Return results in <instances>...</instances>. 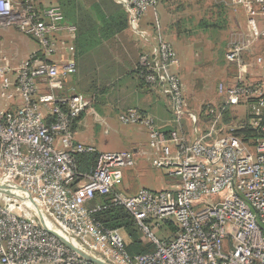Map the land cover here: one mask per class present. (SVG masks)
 <instances>
[{
    "label": "built area",
    "instance_id": "1",
    "mask_svg": "<svg viewBox=\"0 0 264 264\" xmlns=\"http://www.w3.org/2000/svg\"><path fill=\"white\" fill-rule=\"evenodd\" d=\"M116 1L127 12L133 32L153 41L152 50L139 55V76L147 87L170 97L179 120L185 99L172 70L177 52L159 32L140 29L159 0ZM218 1L244 8L252 38L264 37V27L257 23L258 17L264 18V0ZM0 24L34 36L42 52L25 61L13 77L9 67L0 65V100L10 103L16 91L20 104L15 112L0 108V184L10 185L14 193L0 192V264H97L43 226L30 196L65 238L109 264H264L263 56L256 58L255 79L220 86L225 104L248 107L247 123L239 130L215 137L214 125L203 132L195 127L196 137L188 140L177 131L165 134L153 117L138 109L120 114L123 124L148 127L152 144L165 154L157 166H173L172 174L179 177L173 189L141 188L126 195L116 189L123 169L134 165L133 153L98 152L75 139V124L93 99L67 84L66 78L77 72L75 60L60 63L52 57L63 50L75 52L68 40L76 26L57 5L36 10L30 2L13 0H0ZM246 39L248 34L241 33L233 40L231 64L242 66ZM84 153L97 156L89 171L81 173L75 156ZM106 194H113L111 204L133 216L144 238L153 243L152 252L130 255L125 233L106 229L93 217L103 207L88 208V202ZM167 220L178 231L161 239L156 231Z\"/></svg>",
    "mask_w": 264,
    "mask_h": 264
},
{
    "label": "crops",
    "instance_id": "2",
    "mask_svg": "<svg viewBox=\"0 0 264 264\" xmlns=\"http://www.w3.org/2000/svg\"><path fill=\"white\" fill-rule=\"evenodd\" d=\"M15 3H32L34 5H38L41 8H46L50 6H58L59 2L58 0H13ZM188 1H198V0H188ZM222 5L225 7L226 14L228 17L233 20H236L232 26L231 34L229 37V40L227 42V48L224 53V57L221 56V64L222 69L220 65V60L215 59L213 61V64H218L220 66L217 67L218 69H215V72L217 75L219 74L220 81L215 89V96H213L211 99L210 96H206L207 98L205 100L211 101V103H205L201 104H192L190 101L189 95L190 92H193L190 88L189 79L191 74H197L195 69L191 70L190 65L186 64L182 58L179 57V53L176 49V43L181 42L183 45H192L195 44L190 42H185L184 40H181V37L177 34L168 33L166 31L165 26L162 22V11L159 5L157 7V10L154 14L152 12H149L144 19L141 21L140 29L142 31H146L147 33L154 32L160 33V35L163 36L167 41H169L174 49L177 52V60L178 62L173 67V73L176 74L182 84V90L183 95L185 99V110L184 113L181 115L180 119H177V116L174 113L173 105L171 102V99L168 95L163 94L162 92H158L157 90H154L153 88H149L147 86H141L137 77L129 75L132 70L138 65L139 55L142 52L150 51L152 50L153 41L149 38H143L140 35L133 32L131 26L129 25V19H128V27L124 31L125 34L123 35V39L121 40L120 37L116 36L115 38H105V39H98L99 42H97V45L102 46H111L115 45L118 41L120 42V45L123 46L124 50L119 51L114 50L113 47H109V50L105 51L104 53L100 54L103 55V57H99L97 52L92 53V62H90L88 65L87 63L81 64L78 62V54L79 49H76L75 52L70 51H61V53L58 55H55L52 57L55 62L64 63L69 58L74 59L77 64V72L74 75L68 76L66 78L67 84L71 85H79V82H81L80 78V72L82 67V72H86L87 70L90 71L95 76H103V77H113L116 79H112L105 82L108 84L107 89L103 93L96 92L95 94L89 95L93 99V103L91 106V109L83 113L79 120H77V123L75 124L74 132H75V139L79 143L92 145L93 143L89 140L88 137H85L82 133L78 134V128L81 124L85 125L89 115H92L95 113V104L99 101L101 98L103 100H106L108 103L113 102L112 94H117L119 98V95L122 97L123 102L121 104V110L120 114L123 112H126L129 109L135 108L138 109L144 114L146 117H153L155 119V122L158 127L161 128V131L165 134L169 135L172 131H177L180 136L186 137L188 140H192L196 137L195 133V127H197V123L200 121L204 125L203 131H208L210 128L214 125V130L212 131L213 136L219 134H227L231 128L235 130H239V128L243 127L247 122L246 113L248 111V107L246 105H240L239 107L245 108L243 113V116L239 118V111L238 106H229L228 104H225L226 98L225 94L220 92V86L223 85V87L228 85H233L237 83L239 80H242L244 82H249L253 79H255L256 72L259 71V67L256 65V58L260 55L264 57V37L262 39L259 38H252L250 35V29H249V16L247 14V11L242 7H233L230 4H226L224 2H220L218 0L213 1V5ZM163 7V6H162ZM217 7V6H216ZM218 8V7H217ZM262 21V22H259ZM257 20V23L260 28L264 27V20ZM155 23V24H154ZM157 23H159V30L157 29ZM248 34V38L246 39L248 47L243 52L242 56V66L239 67L238 64H231L228 58L229 50L232 46L233 40L241 33ZM17 34H20L21 36L24 35L28 38H33L37 40L34 36L28 35L23 33L19 30L16 26H3L0 24V65L1 66H7L10 68L11 76L16 75V71L19 69V67L27 60H29L34 55H42V52L40 50V46H37V48L31 50L29 54L20 56L21 52L24 53L27 52L28 46L25 48L22 46V43L20 42V38L17 37ZM128 34L130 36H128ZM131 35L134 37H131ZM138 36V37H137ZM142 39H141V38ZM179 40V41H178ZM136 41V42H135ZM118 42V43H119ZM37 43V42H36ZM68 43H74V37L71 36L68 40ZM137 47V48H136ZM223 52V49L221 51V54ZM111 57V58H110ZM210 57H214V54H211ZM210 58V59H212ZM177 71H175V69ZM97 75H96V74ZM189 76V78H188ZM186 78V80H185ZM189 80V81H188ZM81 88V86H79ZM82 89V88H81ZM131 92V96H135L134 99L130 97H125L124 93ZM16 94V97L9 103V101L6 102L5 106H1L0 108L2 110H11L12 112H15L20 107L19 104V98L17 97L18 94L16 91H14ZM85 93V92H84ZM86 94V93H85ZM220 104L222 107L230 109V112H232V121L229 120L226 121L224 116H218V122H206L203 115L205 114L206 110L204 109V105H208V112L207 114L211 113L212 111L216 112L215 109L218 107L216 103ZM95 103V104H94ZM94 104V106H93ZM204 107V108H203ZM201 109V110H200ZM205 110V111H204ZM212 110V111H211ZM119 114V115H120ZM97 118V117H96ZM99 118V117H98ZM99 121H103L100 118ZM217 121V119H216ZM206 122V123H205ZM225 122V126H222ZM227 122V123H226ZM212 123V124H211ZM87 124V123H86ZM211 124V125H210ZM235 125V127H233ZM136 126H141L145 130V143H142V139L138 140V138H135L132 134L129 136V140H132L133 144L131 149H126L124 151L132 152L134 155V165L132 166L133 169L125 168L123 169V179L121 184L118 186L119 192L126 194V195H133L135 194L139 189L141 188H147L143 187L142 185H136L134 182L135 177H137L138 172V164L141 163L142 157H147L150 162H152V165L155 168H168V169H174L173 166L168 167H158L157 161L164 159L165 154L162 152V149L159 145H153L150 140L149 130L148 127L145 124H136ZM221 128V129H220ZM224 132V133H223ZM222 135V136H223ZM194 136V137H193ZM128 140V142H129ZM95 145V144H94ZM171 145V144H170ZM95 147V146H94ZM172 147V145H171ZM96 148V147H95ZM133 148V149H132ZM117 152V151H114ZM176 152H172L171 158L175 159ZM136 166V167H135ZM135 167V168H134ZM131 168V167H130ZM179 181H169L170 187L169 188H163L160 190H168L173 189L176 184H178Z\"/></svg>",
    "mask_w": 264,
    "mask_h": 264
},
{
    "label": "rangeland",
    "instance_id": "3",
    "mask_svg": "<svg viewBox=\"0 0 264 264\" xmlns=\"http://www.w3.org/2000/svg\"><path fill=\"white\" fill-rule=\"evenodd\" d=\"M213 1L214 0H165L164 4L160 6L163 17L162 22L166 31L168 33L170 32L179 35L181 40H184L185 42L195 44L194 46H186L181 42H177L175 46L179 53V57L182 58L186 64H191V70L196 68L195 71L197 74H191L190 81L188 80V84L193 91L190 92L191 94L189 95L192 104L202 103L203 105L205 103H211V101L205 100L207 98L206 96H210L211 99L215 96V89L220 81V76L219 74L217 75L215 69H218L217 67L220 68V66L218 65L219 63L213 64V61L218 58L222 69L223 66L221 64V59L224 57L231 29L236 21L233 20V18L231 19L230 17L225 16V14L219 15V9L213 5ZM203 20L217 22L218 27H201L199 24ZM257 20H264V18L258 17ZM245 32L246 31H244V34ZM124 34L125 32L122 35ZM128 36L130 35L128 34ZM17 37L21 39L20 42L23 47L26 48L28 46L27 52L24 53L22 51L20 56L27 55L31 50L40 46L39 42L31 37L28 38L24 35L21 36L20 34H17ZM131 37L133 36L131 35ZM134 37L132 39H134ZM151 37H153V35ZM120 39L122 40L123 36L120 37ZM222 49L223 52L221 54ZM119 51L120 50H118V52ZM211 54H214L213 58L210 57ZM219 56H221V59ZM174 69L177 71L176 68ZM131 95L132 93L129 91L124 93L125 97H130ZM111 97H113V102L109 101L108 103L101 98L99 103H94L96 105L94 108L95 113L86 117L87 119H85V121L87 124L85 123V125L81 124L79 126L78 134L82 133L85 137H88L98 152H125L124 150L126 149L130 150L133 144L132 140H129L130 134L135 138H138L139 142L142 139V143L144 144L146 135L143 127L126 125L120 122L119 114L120 111H122L120 104L123 102L122 97L119 95V98L117 99V94H112ZM131 98L134 99L135 96L133 95ZM0 105L5 106L6 101L1 99ZM216 105L218 106L215 109L216 112H211L212 114H215L213 120L218 116L219 118L220 116H224L226 121L229 120L231 122L233 118V110L232 112H230V109H223V111H221L222 108L219 107L222 106L218 104V102ZM236 108H238L239 111V118L242 117V112H244L245 108L243 109L239 106ZM207 112L208 109L204 116L211 114H207ZM98 117L101 120L103 119V121H99ZM222 126H225V122ZM197 127L200 132H203L204 125L201 121L197 123ZM233 127H235V125H233ZM222 135L223 134H219V136L215 135V137H220ZM141 160V163L138 164L137 177L134 179L136 185H142L143 187L152 190H160L163 188H169V181H179V177L172 174L173 168H155L152 165V162H150L145 156L142 157ZM129 169L133 168L129 167ZM163 228L156 231V236L161 239H165L168 236Z\"/></svg>",
    "mask_w": 264,
    "mask_h": 264
},
{
    "label": "trees",
    "instance_id": "4",
    "mask_svg": "<svg viewBox=\"0 0 264 264\" xmlns=\"http://www.w3.org/2000/svg\"><path fill=\"white\" fill-rule=\"evenodd\" d=\"M165 0H159V5H163ZM59 8L62 10L65 19L76 26V31L73 34L74 43L76 49H79L78 62L81 64L92 62V53L99 51L100 55L109 50V47H113L114 50L123 51L124 48L120 45V42L111 46L97 45L98 39L115 38L116 36L122 37L124 31L128 27V19L126 11L123 5L116 0H58ZM219 9V15L226 14V8L222 5H216ZM36 10L43 9L38 5H34ZM154 14V12H152ZM155 24V23H154ZM201 27H218L217 22L201 21L199 24ZM199 26V27H200ZM120 46V47H119ZM111 58V57H110ZM138 66V65H137ZM135 67L129 75L137 77L141 86H146L143 79L139 76V68ZM96 74V73H95ZM81 82L79 85H75L80 91L85 92L87 95L103 93L107 89V83L110 82L113 77L95 76L90 71L80 72ZM97 75V74H96ZM81 86V88L79 87ZM207 110L208 105H204ZM229 107V106H228ZM227 107V109H228ZM220 108V107H219ZM204 110V111H205ZM209 110V109H208ZM206 122H211L215 118V114H209L204 116ZM81 117V116H80ZM78 118V120L80 119ZM227 119V118H226ZM96 154H76L75 159L77 163V169L79 172L84 173L94 165L96 160ZM118 192L119 190L116 189ZM113 194L97 195L94 199L88 202V208L96 207L97 205L103 208L95 211L93 217L101 223L106 229H120L127 238L126 251L134 256L136 254H144L152 252L154 245L150 241H146L142 232L139 230L135 219L123 206H116L111 204ZM167 237H172L178 231L177 225L172 221L167 220L163 226Z\"/></svg>",
    "mask_w": 264,
    "mask_h": 264
},
{
    "label": "water",
    "instance_id": "5",
    "mask_svg": "<svg viewBox=\"0 0 264 264\" xmlns=\"http://www.w3.org/2000/svg\"><path fill=\"white\" fill-rule=\"evenodd\" d=\"M13 187H10V185L8 184H0V192L8 194V195H14V193L12 192ZM30 201L34 204L35 208L37 209V212L39 214V220L40 222L43 224V226L45 228H47V224H46V220L44 218V214L42 212V209L40 208V206L34 201V199L30 196ZM52 233H54L55 235H57L63 242H65L69 247H71L73 250L77 251L79 254H81L82 256H84L85 258H87L88 260L95 262L97 264H109L103 260H101L100 258L93 256L87 252H85L84 250H82L81 248H79L77 245H75L73 242H71L70 240H68L67 238H65L63 235L59 234L56 231L51 230Z\"/></svg>",
    "mask_w": 264,
    "mask_h": 264
},
{
    "label": "bare ground",
    "instance_id": "6",
    "mask_svg": "<svg viewBox=\"0 0 264 264\" xmlns=\"http://www.w3.org/2000/svg\"><path fill=\"white\" fill-rule=\"evenodd\" d=\"M14 192H15V193H19V190L16 189V188H14ZM46 224H47V226H48L50 229H52V230H54V231H56V232H58V233H60V234L63 235V233H62L57 227L53 226L50 222L46 221ZM74 244H75V243H74Z\"/></svg>",
    "mask_w": 264,
    "mask_h": 264
}]
</instances>
